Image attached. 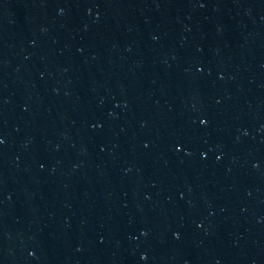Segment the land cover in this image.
<instances>
[{
  "label": "water",
  "instance_id": "obj_1",
  "mask_svg": "<svg viewBox=\"0 0 264 264\" xmlns=\"http://www.w3.org/2000/svg\"><path fill=\"white\" fill-rule=\"evenodd\" d=\"M0 264H264V0H0Z\"/></svg>",
  "mask_w": 264,
  "mask_h": 264
}]
</instances>
